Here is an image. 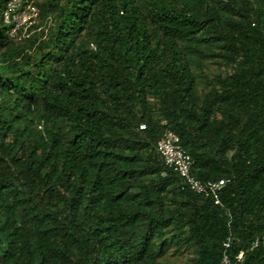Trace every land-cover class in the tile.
I'll list each match as a JSON object with an SVG mask.
<instances>
[{
	"label": "trees",
	"instance_id": "1",
	"mask_svg": "<svg viewBox=\"0 0 264 264\" xmlns=\"http://www.w3.org/2000/svg\"><path fill=\"white\" fill-rule=\"evenodd\" d=\"M8 1L0 264H220L230 233L264 264V0H38L15 35ZM167 128L197 178L230 180L220 203L181 189Z\"/></svg>",
	"mask_w": 264,
	"mask_h": 264
},
{
	"label": "built area",
	"instance_id": "2",
	"mask_svg": "<svg viewBox=\"0 0 264 264\" xmlns=\"http://www.w3.org/2000/svg\"><path fill=\"white\" fill-rule=\"evenodd\" d=\"M36 0H9L5 12L4 21L12 25L10 34L15 35L18 29L26 27L37 19L40 14ZM141 124L140 128H144ZM157 151L164 164L177 172L181 179V189L191 190L198 194L210 196L215 203H220V193L230 180L225 177L201 180L192 172L193 160L189 153L180 143L178 134L171 128H167L156 143ZM167 171L163 170L162 175ZM242 241V238H237ZM234 237L230 233L223 242V252L220 264H240L244 258V251L231 254ZM260 248L264 250V233L256 235L252 241L250 249Z\"/></svg>",
	"mask_w": 264,
	"mask_h": 264
},
{
	"label": "rangeland",
	"instance_id": "3",
	"mask_svg": "<svg viewBox=\"0 0 264 264\" xmlns=\"http://www.w3.org/2000/svg\"><path fill=\"white\" fill-rule=\"evenodd\" d=\"M209 70L210 72H216L218 70H222V67L219 66L218 64L210 63ZM173 250L174 249H172V251ZM189 256H190L189 252H184L183 254H176V255L171 254L167 257L164 263L165 264H185Z\"/></svg>",
	"mask_w": 264,
	"mask_h": 264
},
{
	"label": "clouds",
	"instance_id": "4",
	"mask_svg": "<svg viewBox=\"0 0 264 264\" xmlns=\"http://www.w3.org/2000/svg\"><path fill=\"white\" fill-rule=\"evenodd\" d=\"M37 1H38V0H36L35 3H36ZM36 5H37V4H36ZM39 10H40V9H39ZM38 17H39V16H38ZM38 17H37V18H38ZM36 20H37V19H36ZM36 20H35V21H36ZM35 21H33V22H35ZM33 22H32V23H33ZM30 24H31V23H30ZM30 24H29V25H30ZM29 25H27L26 27H22V28H23V29H26L27 27H29ZM20 29H21V28H20ZM18 30H19V29H18ZM17 32H18V31H17ZM16 34H17V33H16Z\"/></svg>",
	"mask_w": 264,
	"mask_h": 264
}]
</instances>
